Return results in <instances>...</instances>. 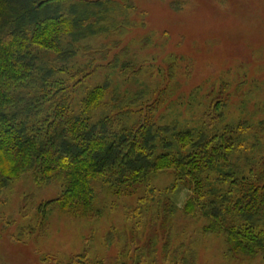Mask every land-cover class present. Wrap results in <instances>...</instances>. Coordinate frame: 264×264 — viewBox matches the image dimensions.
Returning a JSON list of instances; mask_svg holds the SVG:
<instances>
[{
	"label": "trees",
	"instance_id": "16d2710c",
	"mask_svg": "<svg viewBox=\"0 0 264 264\" xmlns=\"http://www.w3.org/2000/svg\"><path fill=\"white\" fill-rule=\"evenodd\" d=\"M123 10H132L128 0H0V193L26 174L55 176L63 183L55 204L98 213L93 181L113 196L143 190L138 201L157 206L148 220L155 240L181 188L184 213L205 220L203 232L222 236L229 255L264 260V125L222 122L221 99L206 103L196 127L160 124L154 94L126 100L108 79L88 85L98 70L120 67V57L107 59L119 39L94 50L89 42L118 38L130 23L119 20ZM79 54L85 62L75 65ZM133 65L121 74L134 76ZM159 175L171 182L155 198Z\"/></svg>",
	"mask_w": 264,
	"mask_h": 264
},
{
	"label": "rangeland",
	"instance_id": "374dc122",
	"mask_svg": "<svg viewBox=\"0 0 264 264\" xmlns=\"http://www.w3.org/2000/svg\"><path fill=\"white\" fill-rule=\"evenodd\" d=\"M128 2L132 10H123L119 20L130 23L119 37L89 42L94 50L119 39L107 59L120 57V67L98 70L88 85L108 79L120 96L127 91L126 100L136 92L148 93L147 100L154 94L160 102L154 118L160 124L196 127L206 103L221 99L222 122L261 129L264 0ZM126 61L139 67L134 76L121 74ZM72 62L85 61L79 54ZM170 182L167 175L155 177L154 197ZM92 184L96 196L90 208L98 213L55 204L63 185L58 177L38 182L26 174L10 182L0 193V264H264L261 258H234L222 236L204 233L205 220L183 211L184 189L171 194L175 211L169 229L162 235L155 229L152 240L148 220L157 206L138 201L143 190L113 196L99 181Z\"/></svg>",
	"mask_w": 264,
	"mask_h": 264
}]
</instances>
